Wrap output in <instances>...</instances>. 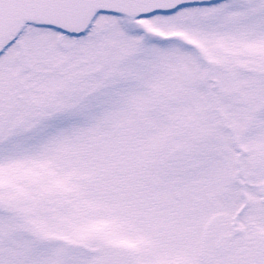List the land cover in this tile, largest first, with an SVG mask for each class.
I'll use <instances>...</instances> for the list:
<instances>
[{
    "label": "snow or ice",
    "instance_id": "obj_1",
    "mask_svg": "<svg viewBox=\"0 0 264 264\" xmlns=\"http://www.w3.org/2000/svg\"><path fill=\"white\" fill-rule=\"evenodd\" d=\"M0 264H264V0H0Z\"/></svg>",
    "mask_w": 264,
    "mask_h": 264
}]
</instances>
